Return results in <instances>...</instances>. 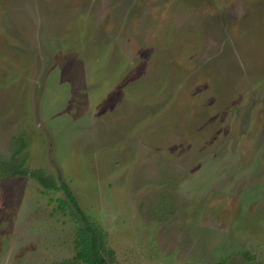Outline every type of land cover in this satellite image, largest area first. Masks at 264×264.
Wrapping results in <instances>:
<instances>
[{
    "label": "rangeland",
    "instance_id": "374dc122",
    "mask_svg": "<svg viewBox=\"0 0 264 264\" xmlns=\"http://www.w3.org/2000/svg\"><path fill=\"white\" fill-rule=\"evenodd\" d=\"M10 159L0 264H264V0H0Z\"/></svg>",
    "mask_w": 264,
    "mask_h": 264
},
{
    "label": "trees",
    "instance_id": "16d2710c",
    "mask_svg": "<svg viewBox=\"0 0 264 264\" xmlns=\"http://www.w3.org/2000/svg\"><path fill=\"white\" fill-rule=\"evenodd\" d=\"M10 175L13 177L16 176H28L30 173L23 169V166H14V160L10 159L7 161H1L0 160V176L1 175ZM34 178H37L38 182L45 186L46 189H58L61 188L65 191L66 196L71 203V205L76 209L78 214L82 216V219L84 220V224L86 227V230L91 231L90 225L86 218L84 217V214L75 199L70 187L61 180V186L59 187L58 184L54 181H49L43 176L42 172L32 173ZM67 205L66 202H63V205ZM81 236L80 240L76 241L77 247L80 248V252L77 255V260L82 261V264H109L103 257V253L101 250V243L99 241V237H97L96 234L91 233L88 235L86 231L83 232L81 230Z\"/></svg>",
    "mask_w": 264,
    "mask_h": 264
}]
</instances>
